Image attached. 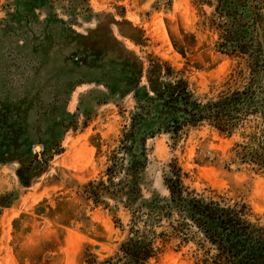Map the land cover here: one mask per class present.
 <instances>
[{
	"label": "rangeland",
	"instance_id": "obj_1",
	"mask_svg": "<svg viewBox=\"0 0 264 264\" xmlns=\"http://www.w3.org/2000/svg\"><path fill=\"white\" fill-rule=\"evenodd\" d=\"M30 10L22 0H0V78L6 82L0 88L13 97L33 96L28 121L33 151L42 158L54 137L61 138L60 149L45 152L47 163L30 186L21 184L17 162L0 164V264H82L86 252L103 259L126 235L116 220L127 228L129 215L110 200L108 209L96 206L81 196V188L102 176L135 100L110 96L96 83L93 51L102 44L112 47L113 33L143 60L160 57L182 70L201 98L221 91L238 61L218 51V34L207 21L213 8L198 0H45L42 9ZM48 14L70 21L88 38L78 39L67 26L46 21ZM129 22L143 31L142 37ZM119 28L143 44L121 35ZM258 123L263 128L261 119ZM241 140L239 133L227 137L207 124L187 130L177 141L166 133L150 138L145 197L168 194L163 173L176 160L186 185L245 201L264 220V173L231 162V148ZM177 244L172 242L152 264H194L196 246Z\"/></svg>",
	"mask_w": 264,
	"mask_h": 264
},
{
	"label": "trees",
	"instance_id": "obj_2",
	"mask_svg": "<svg viewBox=\"0 0 264 264\" xmlns=\"http://www.w3.org/2000/svg\"><path fill=\"white\" fill-rule=\"evenodd\" d=\"M22 1L31 14L45 5V0ZM198 2L213 8L207 21L218 34V51L238 61L224 88L212 97L197 96L182 70L160 57L143 60L113 33L112 47L102 44L93 51L91 63L99 70L96 83L104 85L110 96L132 95L135 109L117 144L108 151L102 176L81 188V196L96 206L108 209L110 200L115 208L122 207L128 213L127 228L116 220L126 235L114 254L101 259L86 252L82 264H152L174 241H178V248L189 243L196 246L194 264H264L262 217L245 201L227 199L214 189L198 191L186 185V173L176 160L169 162L163 173L168 194L144 195L147 141L159 133L177 141L187 130L204 124L227 137L239 133L243 140L231 148V162L264 173V0ZM120 14L124 16V12ZM45 20L67 26L78 39L88 38L56 14H48ZM129 24L143 36L140 28ZM49 29L46 35H51L53 26ZM119 32L136 45L143 44L123 29ZM178 50L186 57L183 48ZM1 81L6 83L0 78V87ZM34 101L31 94L13 97L0 88V164L17 162L16 173L24 186H30L44 168L48 160L45 152L60 149L61 138L54 137L42 158L33 151L35 139L28 121ZM247 128L252 131L237 132ZM96 147L100 151L101 145Z\"/></svg>",
	"mask_w": 264,
	"mask_h": 264
},
{
	"label": "water",
	"instance_id": "obj_3",
	"mask_svg": "<svg viewBox=\"0 0 264 264\" xmlns=\"http://www.w3.org/2000/svg\"><path fill=\"white\" fill-rule=\"evenodd\" d=\"M37 147H38V146H37ZM37 147H36V148H37Z\"/></svg>",
	"mask_w": 264,
	"mask_h": 264
}]
</instances>
